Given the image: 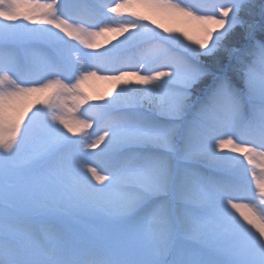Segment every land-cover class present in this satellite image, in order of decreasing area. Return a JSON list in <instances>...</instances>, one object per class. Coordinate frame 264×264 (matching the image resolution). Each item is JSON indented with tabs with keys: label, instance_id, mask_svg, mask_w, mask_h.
<instances>
[{
	"label": "snow or ice",
	"instance_id": "obj_1",
	"mask_svg": "<svg viewBox=\"0 0 264 264\" xmlns=\"http://www.w3.org/2000/svg\"><path fill=\"white\" fill-rule=\"evenodd\" d=\"M0 264H264V0H0Z\"/></svg>",
	"mask_w": 264,
	"mask_h": 264
},
{
	"label": "rangeland",
	"instance_id": "obj_2",
	"mask_svg": "<svg viewBox=\"0 0 264 264\" xmlns=\"http://www.w3.org/2000/svg\"><path fill=\"white\" fill-rule=\"evenodd\" d=\"M87 87L89 91L93 93H102L109 87V84L106 81L97 80V81L91 82L89 85H87Z\"/></svg>",
	"mask_w": 264,
	"mask_h": 264
}]
</instances>
